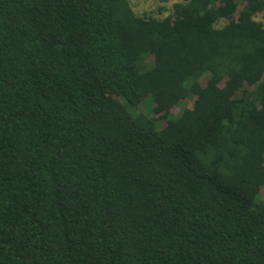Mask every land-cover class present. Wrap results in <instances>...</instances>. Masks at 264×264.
I'll list each match as a JSON object with an SVG mask.
<instances>
[{"label":"trees","instance_id":"obj_1","mask_svg":"<svg viewBox=\"0 0 264 264\" xmlns=\"http://www.w3.org/2000/svg\"><path fill=\"white\" fill-rule=\"evenodd\" d=\"M258 15L0 0V264H264Z\"/></svg>","mask_w":264,"mask_h":264},{"label":"rangeland","instance_id":"obj_2","mask_svg":"<svg viewBox=\"0 0 264 264\" xmlns=\"http://www.w3.org/2000/svg\"><path fill=\"white\" fill-rule=\"evenodd\" d=\"M182 0H128L132 10L138 16H152L159 19L167 17L171 12L173 5ZM264 16L255 17L257 21H263ZM223 25V23L221 24ZM150 61V60H149ZM183 101L179 104L182 107ZM152 108V105L150 106ZM255 204L264 207V186L260 191V195L255 199Z\"/></svg>","mask_w":264,"mask_h":264}]
</instances>
